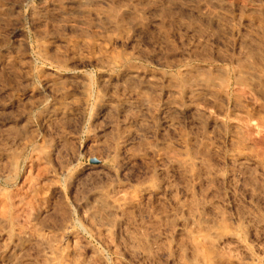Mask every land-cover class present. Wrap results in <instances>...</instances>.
Instances as JSON below:
<instances>
[{"label": "rangeland", "instance_id": "1", "mask_svg": "<svg viewBox=\"0 0 264 264\" xmlns=\"http://www.w3.org/2000/svg\"><path fill=\"white\" fill-rule=\"evenodd\" d=\"M0 264H264V0H0Z\"/></svg>", "mask_w": 264, "mask_h": 264}, {"label": "bare ground", "instance_id": "2", "mask_svg": "<svg viewBox=\"0 0 264 264\" xmlns=\"http://www.w3.org/2000/svg\"><path fill=\"white\" fill-rule=\"evenodd\" d=\"M102 3V2H101ZM75 6V5H74ZM134 36V35H133ZM133 41V40H132ZM125 72V71H124ZM194 73V72H193ZM143 74V73H142ZM242 74V73H241ZM146 74H144V76H140L139 75V73L137 72V71H131L129 74H128V77H129V80L130 81H134V82H136V83H138V84H147V83H149V82H152V79H151V77H147V76H145ZM107 82V81H106ZM58 85V84H57ZM114 85V84H113ZM148 88V87H147ZM120 90H122V89H120ZM114 91V90H113ZM166 92V91H165ZM164 94V93H163ZM163 98H165L164 96H163ZM107 101V100H106ZM104 102V101H103ZM108 102V101H107ZM104 103H106V102H104ZM109 104V103H108ZM132 104V103H131ZM143 104V103H142ZM128 105V104H127ZM143 105H145V103L143 104ZM106 106V105H105ZM136 106V105H135ZM138 106V105H137ZM136 106V107H137ZM140 107V106H139ZM104 108V107H103ZM143 109V108H142ZM120 110V109H119ZM172 110H173V108H172ZM188 111V110H187ZM130 112H131V110H130ZM143 112V111H142ZM121 113V112H120ZM172 113V112H171ZM124 114V113H123ZM184 115V114H183ZM169 118H170V116H169ZM164 122H165V124L167 123V124H171L172 123V121L171 120H168V119H165L164 120ZM176 123V122H175ZM161 125V124H160ZM174 125V124H173ZM170 126V125H169ZM168 126V127H169ZM169 130V129H168ZM159 131V130H158ZM160 132V131H159ZM47 244V243H46ZM46 248V247H45ZM57 254H59L58 252H54V255H57ZM61 254V253H60Z\"/></svg>", "mask_w": 264, "mask_h": 264}]
</instances>
